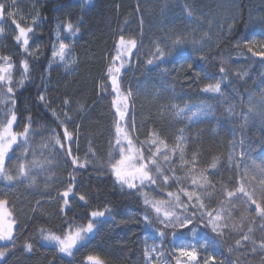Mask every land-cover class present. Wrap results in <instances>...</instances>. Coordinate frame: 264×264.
<instances>
[{"label": "trees", "instance_id": "trees-1", "mask_svg": "<svg viewBox=\"0 0 264 264\" xmlns=\"http://www.w3.org/2000/svg\"><path fill=\"white\" fill-rule=\"evenodd\" d=\"M16 10L22 26L31 24L32 17H39L35 35L30 36L33 57L38 49L39 58L29 60L28 78L22 87H15L14 110L18 119L14 131H22L30 116L32 127L46 137V129L56 128L51 110L64 109L63 101L69 98L75 124L80 126L73 152H78L81 159L92 160L88 154L91 145L104 163L115 120L114 93L108 87L106 68L115 55L117 38L124 35L138 42L120 78L121 89L130 88L134 94L129 112V118L135 121L134 138L143 141L156 129L172 143L183 129L187 137L186 157L198 153L201 167H207L213 157H220L221 165L210 170L214 173L210 179L214 183L223 181L229 187L237 178L234 166L227 160L234 146L237 159L243 152L248 165L252 161L264 163V60L248 51L253 41V51L264 48V0H90L88 4L85 0H16ZM67 22L80 28L79 33L68 38L75 43L77 57L76 68L71 73H64L52 57L57 25ZM4 27L0 56L12 57L16 65L15 85L21 78L20 62L27 57L14 41V26L8 23ZM204 32L210 39L195 49L186 47L182 55L174 54L162 64L147 63L153 58L155 42L166 47L165 41L174 34L199 39ZM61 35L70 34L61 29ZM221 66L226 69V75L220 72ZM218 81L222 95L203 91L205 85ZM41 95L45 101L40 100ZM81 104L86 105L82 113L78 111ZM172 104L209 107L199 120L189 122L172 115L167 107ZM242 116L247 120L241 119ZM42 138L33 136L29 151L38 148ZM22 148L21 145L16 150L17 156ZM53 172L54 179L47 186L43 176L38 177L36 187L24 183L9 186L0 181V198L8 200L7 210L12 211L19 223L15 247H8L0 264H85V257L90 254L101 256L106 264H146V245L162 248L165 263L177 264L179 252L171 236L162 242L153 228L146 227L142 217L147 210L139 192L121 189L106 163L101 169L93 160L89 167L75 170L74 195L70 197L72 211L67 219L60 212L62 200L58 193L68 186L73 168L57 153ZM254 174L259 179L258 173ZM167 190L175 191L176 187ZM81 194L86 196L87 204L79 201ZM150 195L160 198L158 192ZM212 206H216L215 200ZM105 207L111 209V215L106 213L99 218L95 234L72 257L59 253L56 246L42 243L40 228L59 234L67 222L86 223L91 211ZM245 215L249 213L243 205L234 212L237 222ZM251 217L243 222L244 231L251 226L252 239L259 244L264 241L261 227L264 222L257 217L253 224ZM238 238L237 233L217 237L206 228L195 240L189 237L185 243L195 244L200 257L198 264L208 256H215L216 261L224 264H264V253L259 249L252 253L251 244L237 250ZM213 239L218 243H211ZM26 242L33 245L32 252L25 250ZM180 260L181 264H190L185 257Z\"/></svg>", "mask_w": 264, "mask_h": 264}, {"label": "snow or ice", "instance_id": "snow-or-ice-1", "mask_svg": "<svg viewBox=\"0 0 264 264\" xmlns=\"http://www.w3.org/2000/svg\"><path fill=\"white\" fill-rule=\"evenodd\" d=\"M90 0H85V4ZM190 18L192 17L189 12ZM17 17L16 0H0V35L6 31L4 25L10 23L15 28L14 41L23 50L27 58L20 62L21 78L13 83V72L16 68L10 56H0V181L9 186L24 183L30 187L38 186V177L43 176L45 185L54 179L53 168L55 167L56 154L66 158L71 164L73 172L69 174L68 186L58 195L61 197V214L67 219L72 211L70 197L74 195L75 170L85 169L95 161V166L101 169L105 163L110 175L121 189L132 190L133 193L139 192L142 202L146 207V214L142 220L146 227L153 230L161 238V241L171 236V242L179 252L177 264H181L180 257L187 258L188 261L199 262V254L195 244L185 243L189 237L195 240L198 234L206 228L217 237H224L228 233H237L239 238L235 241V247L239 250L245 244H251V252L255 253L258 249L264 253V241L259 244L252 239L253 228L249 226L244 231V221L249 220L255 223V218L264 222V163L257 164L252 161L248 165L243 159L244 153L241 152L240 158L233 151L227 156L229 165L234 166L237 178L231 187L223 181L213 182L210 179V170L218 169L221 165L220 157H213L207 167H201L199 154L193 152L190 157H186L187 137L184 130L180 129L172 143L156 129L148 133L145 140L140 141L133 136L135 127L134 119L129 118L131 105L134 103L133 91L129 88L126 91L121 89L120 78L122 70L130 61L133 50L137 49L138 42L135 38L126 39L120 35L115 43V55L111 58L109 66L106 68L108 87L114 93L113 107L115 109L113 138L109 142V151L104 163L96 156L95 150L89 146L88 154L92 160L81 159L77 153L73 152V144L79 139V124H75L72 116V100L66 98L63 101L64 109L57 112L51 110V115L56 123V128H48L47 136L42 132H37L32 127L31 117L27 118V123L20 132L14 131L17 122L15 109V87H22L30 72L29 60L39 58V51L33 57L31 50L30 36L35 35L37 17L31 18V24L22 26ZM61 29L67 34L66 38L75 36L80 28L71 22L57 25L56 45L53 48L52 56L54 60L63 62L67 66L71 57V45L61 38ZM210 39L207 32H204L199 39L195 36L189 38L187 35L174 34L165 41V46L159 42L154 43L155 51L148 64H162L174 54L182 55L186 47L195 49L202 45L205 40ZM251 42L248 51L253 56H259L264 60V48L260 51H253ZM203 59V57H201ZM191 67V65H189ZM220 72L227 74L226 69L221 66ZM163 75V71H162ZM104 87V85H101ZM203 91L206 93L221 94V83H209L205 85ZM45 96L41 95L40 100L45 101ZM170 107L172 115L176 119L187 120L189 122L199 120L207 113L208 107L185 105L181 107L172 104ZM167 107L165 110H167ZM86 105H79L78 111L84 112ZM195 108L196 110H193ZM231 111V109H229ZM253 109H248L251 114ZM241 119L247 120L246 116ZM70 124H75L69 128ZM59 129V131L57 130ZM41 135L39 147L29 151L32 146L29 141L33 136ZM23 146L20 155H16V150ZM14 146H16L14 148ZM13 161L15 163L13 164ZM243 165V166H242ZM258 173L259 179H257ZM175 191L167 190L172 186ZM151 192H158L160 198L150 195ZM81 202L87 204L85 195H78ZM216 201V206L212 202ZM8 200L0 198V241L11 242L14 248L16 244L15 224L16 221L12 213L7 210ZM39 204V201H37ZM243 205L249 215L241 216L240 222L234 218V212ZM106 213L111 215V209L105 207L103 210L91 211L86 223L67 222L63 229L57 231L40 228V236L44 241L54 244L59 253L72 257L80 248L85 247L92 235L97 230L100 223L99 218L105 217ZM158 225L159 227H156ZM264 229V224L261 225ZM184 230H187L185 233ZM211 243H218L215 239ZM24 248L27 252L33 251V245L26 242ZM231 252L232 249L230 248ZM8 253V247L0 248V260ZM165 255L162 248L157 246H145L144 257L146 264H165L160 258ZM215 256H208L203 260V264H214ZM85 264H106V261L99 255L90 254L85 257Z\"/></svg>", "mask_w": 264, "mask_h": 264}, {"label": "rangeland", "instance_id": "rangeland-1", "mask_svg": "<svg viewBox=\"0 0 264 264\" xmlns=\"http://www.w3.org/2000/svg\"><path fill=\"white\" fill-rule=\"evenodd\" d=\"M61 38L62 39H65V42L66 43H69L70 45H71V57H70V62H69V64L67 65V66H65V64L63 63V62H60V61H57V60H54V62L60 67V69H62V71L64 72V73H71V72H73L74 70H75V68H76V65H77V57H76V55H75V52H74V48H75V43L74 42H72L71 40H69L68 38H66V36H63V35H61ZM55 45H56V43H55ZM54 45V46H55ZM53 57V56H52ZM71 107L73 108V106L71 105ZM56 111L57 112H60L61 110H59V109H56ZM73 112H74V110L72 111V116H73V119H74V114H73ZM9 211V210H8ZM42 243H44V244H46V245H53V246H55L54 244H50L49 242H47V241H44V240H42ZM161 260H164L163 259V257H161L160 258ZM225 262H223V261H220V262H218V261H215L214 262V264H224ZM166 264V263H165ZM190 264H196V262H192V261H190ZM202 264H203V260H202Z\"/></svg>", "mask_w": 264, "mask_h": 264}, {"label": "water", "instance_id": "water-1", "mask_svg": "<svg viewBox=\"0 0 264 264\" xmlns=\"http://www.w3.org/2000/svg\"><path fill=\"white\" fill-rule=\"evenodd\" d=\"M13 218H14L15 221H16L15 228H14L15 238H16V236H17V231H18V229H19V223H18L17 219H16L14 216H13ZM8 243L11 244V242H8Z\"/></svg>", "mask_w": 264, "mask_h": 264}, {"label": "flooded vegetation", "instance_id": "flooded-vegetation-1", "mask_svg": "<svg viewBox=\"0 0 264 264\" xmlns=\"http://www.w3.org/2000/svg\"><path fill=\"white\" fill-rule=\"evenodd\" d=\"M10 247V244L8 242H5V241H0V248H3V247Z\"/></svg>", "mask_w": 264, "mask_h": 264}]
</instances>
